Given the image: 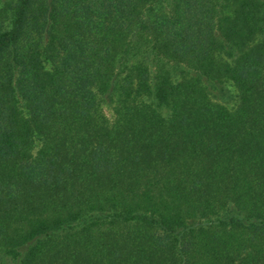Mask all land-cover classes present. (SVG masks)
I'll return each mask as SVG.
<instances>
[{"label": "trees", "instance_id": "1", "mask_svg": "<svg viewBox=\"0 0 264 264\" xmlns=\"http://www.w3.org/2000/svg\"><path fill=\"white\" fill-rule=\"evenodd\" d=\"M0 264H264V0H0Z\"/></svg>", "mask_w": 264, "mask_h": 264}, {"label": "rangeland", "instance_id": "2", "mask_svg": "<svg viewBox=\"0 0 264 264\" xmlns=\"http://www.w3.org/2000/svg\"><path fill=\"white\" fill-rule=\"evenodd\" d=\"M226 89H228L229 91L232 90V88L231 87H228V86H226Z\"/></svg>", "mask_w": 264, "mask_h": 264}]
</instances>
